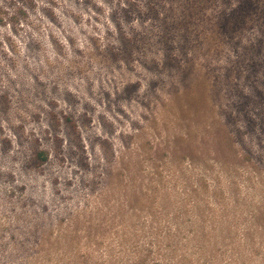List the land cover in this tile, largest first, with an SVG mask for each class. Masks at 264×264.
Instances as JSON below:
<instances>
[{"label": "rangeland", "instance_id": "rangeland-1", "mask_svg": "<svg viewBox=\"0 0 264 264\" xmlns=\"http://www.w3.org/2000/svg\"><path fill=\"white\" fill-rule=\"evenodd\" d=\"M142 262L264 264V0H0V264Z\"/></svg>", "mask_w": 264, "mask_h": 264}, {"label": "trees", "instance_id": "trees-1", "mask_svg": "<svg viewBox=\"0 0 264 264\" xmlns=\"http://www.w3.org/2000/svg\"><path fill=\"white\" fill-rule=\"evenodd\" d=\"M152 6H153V7L147 9L146 11L149 12V11L151 10V12H154V14L157 16V13H158L157 11H158V10H157V8L155 7V4H153ZM165 33H166V31H165ZM161 38H162V37H161ZM162 39H163V38H162ZM179 138H180L181 141H187V140H186V137H181V136H180ZM42 156H43V158H42V159H43V162H45V161L47 160V157L44 156V155H42ZM117 256H118V255L116 254V258H117ZM142 263L145 264V262H142Z\"/></svg>", "mask_w": 264, "mask_h": 264}]
</instances>
